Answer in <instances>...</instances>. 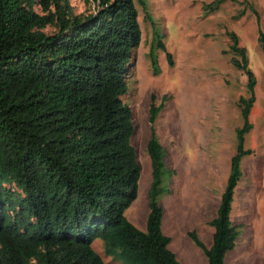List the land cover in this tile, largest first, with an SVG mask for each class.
Instances as JSON below:
<instances>
[{
	"label": "trees",
	"instance_id": "trees-1",
	"mask_svg": "<svg viewBox=\"0 0 264 264\" xmlns=\"http://www.w3.org/2000/svg\"><path fill=\"white\" fill-rule=\"evenodd\" d=\"M93 1L95 11L76 13L70 0H0V264H109L94 248L98 239L125 264H183L163 230L160 196L171 171L154 127L146 230L127 215L142 171L133 111L123 100L142 39L136 0ZM231 35L232 60L248 75L250 96L240 98L244 124L210 221L213 244L189 232L209 264H227L236 246L235 188L242 159L253 152L245 138L257 80L246 48ZM259 40L264 51V32ZM151 58L157 70L153 51ZM158 111L151 108V122Z\"/></svg>",
	"mask_w": 264,
	"mask_h": 264
},
{
	"label": "rangeland",
	"instance_id": "rangeland-1",
	"mask_svg": "<svg viewBox=\"0 0 264 264\" xmlns=\"http://www.w3.org/2000/svg\"><path fill=\"white\" fill-rule=\"evenodd\" d=\"M144 1L136 0L142 39L131 60L129 90L123 96L133 111L132 142L142 167L138 197L127 215L146 230L153 181L147 147L154 127L171 171L165 179L168 189L160 196L163 230L183 264H208L189 232L196 231L204 244L213 238L210 221L217 216L237 152V129L244 124L240 98L250 96L248 75L232 60L231 32L246 48L257 80L250 112L253 128L245 138V148L253 152L242 159L232 219L235 224L264 225V51L259 40L264 32V0ZM70 2L76 13L95 11L93 0ZM153 106L159 109L155 122L150 121ZM94 248L109 264H125L107 255L101 240L94 242Z\"/></svg>",
	"mask_w": 264,
	"mask_h": 264
},
{
	"label": "crops",
	"instance_id": "crops-1",
	"mask_svg": "<svg viewBox=\"0 0 264 264\" xmlns=\"http://www.w3.org/2000/svg\"><path fill=\"white\" fill-rule=\"evenodd\" d=\"M234 209L235 208L233 206L231 212V218H233ZM236 225L239 230L237 243L233 250H230L226 253V257H225L226 263L227 264H264V225H258L255 223L244 222V221L239 223L237 222ZM213 237H214V232H213ZM205 244L208 247H211V245L213 244V238L211 237L208 242H205ZM234 256L236 257V259H234Z\"/></svg>",
	"mask_w": 264,
	"mask_h": 264
}]
</instances>
